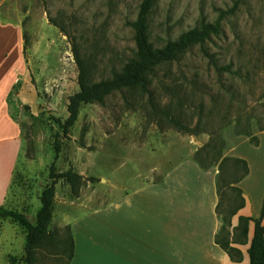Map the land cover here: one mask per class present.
I'll return each instance as SVG.
<instances>
[{
	"label": "rangeland",
	"instance_id": "374dc122",
	"mask_svg": "<svg viewBox=\"0 0 264 264\" xmlns=\"http://www.w3.org/2000/svg\"><path fill=\"white\" fill-rule=\"evenodd\" d=\"M235 2V12L221 22V33L203 44L217 64L229 65L231 72L217 74L202 55L200 46L195 45L178 62L158 68L151 89L156 101L179 114L188 128H193L200 119L207 121L201 134L209 140L208 133L214 130L225 139L227 146L234 148L235 155L246 161L248 173L239 188L248 200L247 211L260 212L264 198V128H259L264 124V0H154L147 19V35L154 47H160L189 28L213 22L216 9L231 8ZM139 3L140 0H7L1 7L2 19L21 23L23 29L22 66L15 69L11 104L7 102L8 116L19 128L22 139L21 156L9 195L13 208L22 209L30 221L39 206L38 196L49 183L48 171L57 133L63 137L56 172L63 170L58 162L64 168L71 157L79 158L85 152L95 151L94 175L109 179L116 173L105 169L110 164L103 162L102 137L121 123L137 131L144 122L148 124L147 97L126 91L113 93L103 105L83 106L76 125L65 136L55 123L56 119H66L68 97L78 90L71 42L92 63L90 82L109 77L111 71H119L135 56L133 34L127 23L135 19ZM33 46L38 50L44 46L45 56H30L27 49ZM175 92H179V99ZM38 98L43 102L38 103ZM248 122V134H237L236 126L244 130ZM151 144L152 148L163 147L162 143L152 141ZM149 150L150 147L142 150L147 167L152 164L151 159H157ZM229 154L234 156L232 152ZM112 163L116 164L117 159ZM133 165L130 161L122 170L126 177L135 176L129 172V166ZM215 166L219 170L217 176L225 182L240 175L239 166L232 160ZM220 198L221 209L235 206L240 200L230 187L223 189ZM15 226L3 222L0 238L5 241L0 248V264H12L11 257L15 259L13 264H20L24 257L21 248L24 236ZM236 240H241L238 234ZM35 264H67V258L46 250L38 251Z\"/></svg>",
	"mask_w": 264,
	"mask_h": 264
},
{
	"label": "crops",
	"instance_id": "0c3cea01",
	"mask_svg": "<svg viewBox=\"0 0 264 264\" xmlns=\"http://www.w3.org/2000/svg\"><path fill=\"white\" fill-rule=\"evenodd\" d=\"M6 1L0 0V206L24 212L13 208L9 195L22 139L19 128L8 116L7 107L15 69L22 66L24 38L21 23L1 17V7ZM41 47L38 50L33 46L27 51L32 57L45 56L44 46ZM83 106L79 107L69 132ZM102 138L103 162L110 164L105 169L116 173L109 179L94 175L95 151L85 152L79 158L71 157L64 168L58 162L63 169L58 173L72 169L86 179L77 196L64 178H59L54 188L47 230L69 228L73 255L68 264H248L251 225L247 243L232 244L241 251L239 263L233 262L215 243V235L223 224L221 213L216 210L219 170L216 166L203 169L193 158L208 141L206 135L183 136L144 122L139 131L121 123ZM152 141L162 143L163 147L152 148ZM149 147L148 153H155L157 159H151L152 164L147 167L142 150ZM230 152L234 154V148L228 145L223 158H239ZM115 159L117 163L113 164ZM130 161L134 165L129 166V172L135 176L126 177L122 170ZM242 181L236 185L239 187ZM247 207L248 200L244 199V206L232 217V226L237 225L238 215L259 216L260 212H248ZM4 221L16 225L23 233L24 253L23 229L11 219L0 217V231ZM4 241L0 238V248Z\"/></svg>",
	"mask_w": 264,
	"mask_h": 264
},
{
	"label": "trees",
	"instance_id": "16d2710c",
	"mask_svg": "<svg viewBox=\"0 0 264 264\" xmlns=\"http://www.w3.org/2000/svg\"><path fill=\"white\" fill-rule=\"evenodd\" d=\"M153 1L140 0L135 19L127 23L133 34L135 56L127 61L119 71H111L110 76L107 78L90 82L92 63L88 59L83 58L75 43L71 42L72 55L77 67L76 83L78 90L68 97L66 119L64 121L60 119L55 120V123L64 136L68 134L69 128L75 122L79 107L82 104L103 105L107 97L115 92L123 93L124 91L128 93L138 92L140 95L147 97L146 100L149 106V110L147 111L148 124L155 123L163 131L166 129H174L177 132L189 135H198L205 132L202 127L206 125L207 121L202 122L200 119L193 128H188V123H185L179 114L172 113L167 107L161 106L160 101L157 102L154 97L151 83L157 76L156 72L158 68L162 66L167 67L174 62H178L195 45L200 46L202 55L207 59L208 64L215 69L217 74L231 72L229 65L219 66L213 54L209 53L203 44L205 41L210 40L211 36H216L221 33V22L226 16L235 12L237 2L231 8L216 9L217 17L213 22L202 23L198 27L189 28L181 32L176 39H168L162 46L154 47L147 35V19L151 12ZM49 21L53 26L59 28L64 35L69 37L68 33L61 26L54 23L51 19ZM157 81L165 85L162 82L163 80L158 79ZM178 93L175 92V97L179 99ZM156 117L158 118L157 120L155 119ZM249 122L244 130L236 126V133L248 134ZM165 125L168 128H165ZM259 128L263 129L264 124L260 125ZM208 135L209 140L193 155V158L199 166L207 169L215 166L219 162L223 165L224 162L232 160L235 165L239 166L240 170L238 178L230 182H225L224 178L217 176L216 188L219 200L216 205V210L221 213L223 224L221 231L215 235V243L228 254L233 262L239 263L241 261V251L232 246V244L242 245L247 243V235L251 225L252 236L247 249L248 264H264V223H262L264 198L259 216L251 217L240 215L238 216L237 225L232 226V217L244 206L242 191L236 184L247 175L248 165L245 160L237 157L223 158L224 151L227 148L225 139H221V136L216 135L214 130L209 132ZM62 137L59 133L55 135L53 142L54 156L48 171L49 183L43 187L38 196L39 207L35 212L33 221H30L24 212L0 206V217L11 219L25 233V254L20 264H35L37 262L38 251L46 250L50 254L66 256L67 264L73 255V240L68 227L63 229L56 228L52 231L47 230V223L51 217L50 207L54 188L58 179L64 178L69 184L71 192L76 196L79 194L81 186L86 183V179L72 169L65 172H56L55 163L61 151L60 139ZM225 187H230V189L234 190L240 200L235 206L228 205L226 209H221L220 195ZM237 234L241 239L240 241L236 240ZM9 261L12 264L15 263L13 257L9 258Z\"/></svg>",
	"mask_w": 264,
	"mask_h": 264
},
{
	"label": "water",
	"instance_id": "95a60500",
	"mask_svg": "<svg viewBox=\"0 0 264 264\" xmlns=\"http://www.w3.org/2000/svg\"><path fill=\"white\" fill-rule=\"evenodd\" d=\"M37 102H38V103H42L43 100H42L41 98H38Z\"/></svg>",
	"mask_w": 264,
	"mask_h": 264
},
{
	"label": "bare ground",
	"instance_id": "6f19581e",
	"mask_svg": "<svg viewBox=\"0 0 264 264\" xmlns=\"http://www.w3.org/2000/svg\"><path fill=\"white\" fill-rule=\"evenodd\" d=\"M176 173V172H175Z\"/></svg>",
	"mask_w": 264,
	"mask_h": 264
},
{
	"label": "built area",
	"instance_id": "2783aa9c",
	"mask_svg": "<svg viewBox=\"0 0 264 264\" xmlns=\"http://www.w3.org/2000/svg\"><path fill=\"white\" fill-rule=\"evenodd\" d=\"M219 172V171H218Z\"/></svg>",
	"mask_w": 264,
	"mask_h": 264
}]
</instances>
